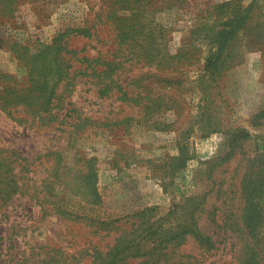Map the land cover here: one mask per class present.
Masks as SVG:
<instances>
[{
	"label": "rangeland",
	"instance_id": "1",
	"mask_svg": "<svg viewBox=\"0 0 264 264\" xmlns=\"http://www.w3.org/2000/svg\"><path fill=\"white\" fill-rule=\"evenodd\" d=\"M122 6L118 0H0V264L9 263L13 240L26 252L43 240L74 253L90 238L107 250L133 221H153L171 212L177 221L187 216L191 203L181 204L189 195L203 198L200 225L219 241L206 252L189 236L175 254L204 264L238 263L241 238L212 223L210 211L216 209L222 223L232 206L239 219L254 198L249 188H264V124L256 122L264 110V0L139 1L163 28L162 47L172 53L183 48L187 57L159 68L126 63L121 74L114 73L113 88L101 94L104 66L94 62V71L82 73L81 58L114 56L116 31L100 13L115 7L120 12ZM241 7L251 8L249 16L229 41L213 78L206 69L210 38L204 34ZM85 25L94 26L92 37L73 34ZM66 34L71 35L70 53L61 47ZM57 37L61 42L52 44ZM42 51L67 56L77 77L67 108L58 101L53 105L60 117L40 124L13 112L6 95L27 89L26 66ZM116 56L123 55L117 51ZM244 130L252 136L241 152L231 139ZM92 157L98 169L93 184L85 178ZM57 173L63 177L56 178ZM55 179L60 181L54 185L55 200L79 219L46 210V182ZM95 218L115 224L109 233L101 232L89 225ZM86 258L81 264L89 263ZM125 264L150 263L139 256Z\"/></svg>",
	"mask_w": 264,
	"mask_h": 264
},
{
	"label": "trees",
	"instance_id": "2",
	"mask_svg": "<svg viewBox=\"0 0 264 264\" xmlns=\"http://www.w3.org/2000/svg\"><path fill=\"white\" fill-rule=\"evenodd\" d=\"M118 1H122V8L125 11L119 12L117 7H115L110 10L105 9L103 13H100L102 14L100 19L102 18L103 22L112 25L116 31L114 39L116 43L117 41L119 42V46L117 49L115 48V53H112L114 56L110 58H103L102 56L89 58L83 56L84 58H81L82 65L80 69L82 73L89 72L90 69L94 71L92 65L94 62H97V64L102 63L104 66L100 73L104 75V78L101 77L99 81V83H102L98 91L101 94L108 93L113 88L114 79L112 77L114 73L119 72L118 74H121V70L127 68L126 63H144L151 67L159 68L164 67L165 64L171 66V63L175 62L176 58L181 61L182 58L187 57V50L183 48L177 53H172L162 47L160 40L164 39L161 36L164 33L163 28H160L155 23V20L151 19V11H145L138 6L139 1L142 0ZM132 3L135 6H132ZM127 8L129 9L128 11ZM250 9V7H241L240 10H237V8L232 9L233 12L221 18V21L226 18L223 23L218 26L212 25L205 32V37L210 38L206 69L212 70L213 78L216 77L215 75L224 58L229 41L243 27L242 23L248 18ZM93 28L94 26H77L74 28L73 34L90 38L93 36ZM66 35L67 38L65 40L62 38L64 42L61 47L65 48L67 53H70L72 50H68V46L71 35ZM60 39V37L55 38L52 44L61 42ZM61 50L59 49L58 54L61 53ZM117 51L123 56H116ZM43 53L45 52L42 51L41 56H35L31 59L32 65L28 62L26 66L29 68L27 82L24 86L27 89L14 88L11 92L12 96L10 94L6 95L8 107H12L13 112L22 111L24 113L23 118L32 117L41 121L39 122L40 124L50 120L52 117H60L58 113L54 112L58 106L53 105L58 101V104H66L64 108H67L69 101L65 103V100L70 97V87L74 84V80L77 77V69L71 70L70 59L67 56H46ZM71 110L68 108L67 113ZM256 117L258 120L256 121L257 124L263 125L264 122L261 120L264 118V110L260 111ZM84 126L79 127L83 128ZM251 136L252 134L248 130H244L231 139V145L235 147L234 149L240 147L241 152H244L246 151L244 147L248 145L246 141ZM228 154L221 158L226 159ZM96 160L95 157L88 159L89 167L85 173L86 180L92 179V184L98 180ZM55 176L56 178L63 177L62 174H58V176L55 174ZM57 180L46 182V188H48L47 191L50 195V199L44 200L47 205L46 210L51 213L54 212L60 217L67 216V218L73 220L79 219V214L68 210L64 204L55 200L58 193H54V185L60 182ZM95 184L92 186V190L94 189L96 197L101 199ZM249 190L253 192L254 198L247 200V205L242 209L239 219L234 217V209L231 210L232 206H230L225 212V218L222 223L218 221V211L216 209L211 210V222L224 232L230 230L238 233L242 240V248L237 264H264V188L261 189L257 185H253ZM182 202L181 206L183 207L191 203L187 216H181L178 218L179 221H177L172 219L173 213L171 212L167 216L161 217L162 219L133 221L130 231H127V228L124 227L125 225L121 224L119 227L125 228V232L118 236L115 244L107 250L103 244L93 242L94 238L87 240L85 242L87 245L74 253L67 252L61 245L49 244L43 240L40 241V244L33 247V250L26 252V249L18 250L20 244L17 245L13 240L15 248L9 252L8 264H81L84 257H87L88 264H125L130 258L139 256L145 257L146 262L150 264H204L198 258L193 260L185 259L183 256L179 257L175 254L177 248H180L189 236L194 237L206 252L215 249L219 241V238L207 233L200 225L197 213L203 207V198L189 195L184 197ZM181 210V208L177 209L176 214L178 211L181 212ZM143 212L145 214L147 209ZM91 221H93V224L89 225L96 227V230L101 232L108 231L107 233L112 228L110 226L115 224L114 220H101L100 218L91 219ZM127 233L128 235H126ZM129 234L132 235L129 236ZM172 245L174 250H170V248L168 250V247ZM93 248L91 256H84L85 252H89Z\"/></svg>",
	"mask_w": 264,
	"mask_h": 264
}]
</instances>
